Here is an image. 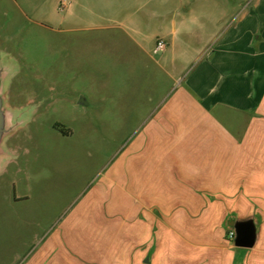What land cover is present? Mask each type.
I'll use <instances>...</instances> for the list:
<instances>
[{
  "label": "rangeland",
  "instance_id": "obj_1",
  "mask_svg": "<svg viewBox=\"0 0 264 264\" xmlns=\"http://www.w3.org/2000/svg\"><path fill=\"white\" fill-rule=\"evenodd\" d=\"M52 1L26 11L22 1L0 0L3 90L18 122L1 144L0 264H38V250L50 238L57 258L45 264H118L120 233L135 221H153L160 244L176 253H198L207 238L217 245L233 228L200 213L220 205L141 203L147 193L135 192L136 137L178 82L155 63L157 40L143 44L145 54L128 38L124 17L133 11L121 12V0H110V8L101 0H56V10ZM250 1L208 0L224 10L220 34L231 26V9ZM138 8L141 31L150 34L149 12ZM92 22L99 27L87 28ZM262 206L252 205L250 213L253 247L264 254Z\"/></svg>",
  "mask_w": 264,
  "mask_h": 264
},
{
  "label": "crops",
  "instance_id": "obj_2",
  "mask_svg": "<svg viewBox=\"0 0 264 264\" xmlns=\"http://www.w3.org/2000/svg\"><path fill=\"white\" fill-rule=\"evenodd\" d=\"M18 1L26 11H40L47 2ZM101 1L103 8L112 5ZM52 3L56 10L58 1ZM139 5L149 12L147 25L154 29L150 34L141 31L142 17L135 14ZM119 7L121 12L133 11L124 17L130 29L124 32L145 54L143 44L150 39L165 42L155 63L166 65L167 76L178 81L136 137L132 151L140 163V181L135 192L148 194L140 202L220 205L200 217H217L227 225L230 220L252 219V205H264V0L231 9L234 14L225 34H220L218 24L224 10L208 0H121ZM92 27L99 26H87ZM78 28L83 27L74 29ZM208 43L217 46L208 51ZM154 226L153 221H135L123 229L118 264H264L262 252L237 248L222 234L217 245L207 238L198 253H176L175 246L160 244ZM55 245L51 238L45 240L38 264L57 258ZM68 247L78 250V244Z\"/></svg>",
  "mask_w": 264,
  "mask_h": 264
},
{
  "label": "water",
  "instance_id": "obj_3",
  "mask_svg": "<svg viewBox=\"0 0 264 264\" xmlns=\"http://www.w3.org/2000/svg\"><path fill=\"white\" fill-rule=\"evenodd\" d=\"M4 73L0 69V154L2 153V140L18 125L15 113L6 103V96L3 90ZM228 226L232 227L235 233L233 244L237 248L250 249L257 239V229L253 219L230 220Z\"/></svg>",
  "mask_w": 264,
  "mask_h": 264
},
{
  "label": "built area",
  "instance_id": "obj_4",
  "mask_svg": "<svg viewBox=\"0 0 264 264\" xmlns=\"http://www.w3.org/2000/svg\"><path fill=\"white\" fill-rule=\"evenodd\" d=\"M165 47H166V44H165V42H164L163 40H157L153 52H154V53L161 52V51H163V50L165 49ZM234 237H235L234 230H230V231L228 232V238L231 239V240H233Z\"/></svg>",
  "mask_w": 264,
  "mask_h": 264
}]
</instances>
